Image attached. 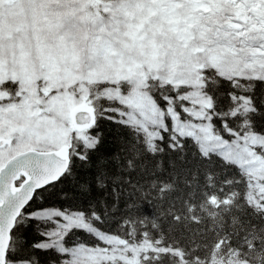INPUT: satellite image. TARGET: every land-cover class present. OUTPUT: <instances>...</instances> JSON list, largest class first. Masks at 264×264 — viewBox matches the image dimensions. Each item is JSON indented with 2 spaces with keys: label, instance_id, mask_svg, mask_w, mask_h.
Masks as SVG:
<instances>
[{
  "label": "snow or ice",
  "instance_id": "snow-or-ice-1",
  "mask_svg": "<svg viewBox=\"0 0 264 264\" xmlns=\"http://www.w3.org/2000/svg\"><path fill=\"white\" fill-rule=\"evenodd\" d=\"M252 4L264 8L0 0V264H264V13ZM165 140L189 142L181 161H219L221 189L252 190L249 219L211 243L133 224L122 197L135 161Z\"/></svg>",
  "mask_w": 264,
  "mask_h": 264
},
{
  "label": "trees",
  "instance_id": "trees-1",
  "mask_svg": "<svg viewBox=\"0 0 264 264\" xmlns=\"http://www.w3.org/2000/svg\"><path fill=\"white\" fill-rule=\"evenodd\" d=\"M155 148L156 155H141L135 161L136 168L131 173L135 186L127 187L122 197L132 205L127 214L133 224H146L151 231L155 220L159 225L157 231L165 233V242L174 235L182 244L191 238L211 243L218 239L217 232L222 233L232 225L233 217L249 219L244 215L241 197L247 198L250 190L226 182L221 189L222 175H216L219 161L193 160L191 155H185L181 161V152H192L188 141L183 150L175 152L169 150L167 140L162 152L159 142ZM176 215L180 217L179 222L172 221V216ZM251 221L261 223L254 217ZM169 224H173L174 233L167 232ZM199 254H203V250ZM162 264H168V260Z\"/></svg>",
  "mask_w": 264,
  "mask_h": 264
},
{
  "label": "rangeland",
  "instance_id": "rangeland-1",
  "mask_svg": "<svg viewBox=\"0 0 264 264\" xmlns=\"http://www.w3.org/2000/svg\"><path fill=\"white\" fill-rule=\"evenodd\" d=\"M250 7H252L254 10L258 9V11H256V15H260L261 13H264V8H259L258 4H252V5H250ZM241 11H243V6L242 5H241ZM225 18H227V17H225ZM174 19L179 20L181 18L180 17H176ZM242 19H243V17H242ZM179 130L180 129H178V131ZM148 131L156 133L158 130L157 129H148ZM252 195H254V192L252 190H250L249 193H248V197L252 196ZM259 195L261 196V198H264V193H259Z\"/></svg>",
  "mask_w": 264,
  "mask_h": 264
}]
</instances>
